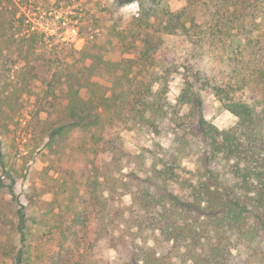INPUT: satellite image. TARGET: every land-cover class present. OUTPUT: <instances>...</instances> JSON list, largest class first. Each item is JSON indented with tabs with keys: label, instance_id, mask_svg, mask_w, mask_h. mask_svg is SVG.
Listing matches in <instances>:
<instances>
[{
	"label": "rangeland",
	"instance_id": "rangeland-1",
	"mask_svg": "<svg viewBox=\"0 0 264 264\" xmlns=\"http://www.w3.org/2000/svg\"><path fill=\"white\" fill-rule=\"evenodd\" d=\"M150 1L0 0V29H3L0 30V50L4 60L22 65L18 64L17 53L13 52L17 44L14 42L10 49L2 45V35L12 34L18 39L35 31L44 35L48 43L40 54L28 52L25 56L31 64L35 60L34 64L40 69L38 74L42 79L46 76V81L31 82L26 89L29 94L24 91L12 96L18 101H14L12 108H6L5 114L13 119L0 121L9 129L4 134L0 131V161L5 163L4 167L0 165V185L3 183L0 208L8 215L21 210L37 222L51 213L62 225L58 223L61 228L53 230L52 240L47 241L45 235L48 234L43 228H32L25 235L30 247L43 248L42 264L122 263L128 260L132 244L145 245L148 250L165 254L168 260L178 264L180 252L171 243L157 240L160 239L157 232L138 230L136 221L141 219L142 211L138 210L137 199L153 191L150 180L154 167H173L182 177L196 170L198 154H195L194 142L199 115L220 132L236 122L209 90L197 91L196 96L202 102L198 111L191 109V103L178 104L186 78L193 82V73L199 72L214 81L234 85L230 95L247 102L254 112L260 110L259 96L252 86L246 87L248 81L244 79L253 77L254 59L264 60V0H161L159 8L185 11L188 30L167 34L152 18L148 20L151 25L148 30L163 35L162 39L167 42L162 48L165 58L184 62L189 70L179 67L177 73L168 75V115L159 122L158 132L138 126L117 130L109 120L103 130L73 128L49 140L45 126L56 127L66 91L59 77L50 81V75L55 71L59 76L68 70L65 67L79 70L83 59L88 64L93 61L92 80L108 92L112 88L119 91L118 84L114 87L115 74L107 71L102 61L115 63L134 57L135 53H125L123 49H133L130 31L145 26L143 20L138 23L137 18L144 10L141 7L148 8ZM3 20H10L12 27ZM18 25L20 28L15 30ZM120 32L128 36L123 46L119 41ZM228 32L229 39H225L223 45L221 40ZM19 45L29 47L26 42ZM135 45L137 49L142 47L137 42ZM244 48L247 53L241 58L242 63L234 65L231 61L241 57L239 53ZM84 49L82 57L78 51ZM250 53L254 54L249 56ZM147 63L149 65V61ZM155 71L160 72L159 69ZM5 78H0V96L3 91L12 93L15 89L12 84H6L8 79ZM192 89L195 91V87ZM94 92L99 94L100 90ZM80 95L85 98L89 94L82 88ZM92 137L108 138L110 142L97 145ZM182 137L187 141L184 147L180 144ZM227 165L221 162L219 171ZM11 175L13 181L8 179ZM80 175L83 176L81 182ZM169 185L177 193L181 191L177 183ZM11 186L17 200L10 195L8 188ZM33 192L34 200L29 202L28 196ZM92 194L100 195L109 203L106 206L109 219H93L90 213L95 204L89 200ZM156 208L149 210L151 215ZM65 225L72 228L73 235L62 237ZM38 234L43 239H37ZM239 243L241 245L230 250L229 264H259L264 252V233L258 239H241ZM19 246L17 234L0 227V264H12L11 251Z\"/></svg>",
	"mask_w": 264,
	"mask_h": 264
},
{
	"label": "trees",
	"instance_id": "trees-1",
	"mask_svg": "<svg viewBox=\"0 0 264 264\" xmlns=\"http://www.w3.org/2000/svg\"><path fill=\"white\" fill-rule=\"evenodd\" d=\"M150 2L148 8L141 7L144 10L137 18V22L143 20L145 26L141 30L137 28L135 31H130L133 49L122 48L125 53H135L134 57L115 63L102 61L107 71L115 74L114 87L118 84L119 91L112 88L109 93L102 85L92 80L93 61L88 64L87 60L83 59L79 70L72 71L70 67H65L68 70L63 71L59 76L55 71L50 75V81L59 77L58 80L60 79L59 82L64 85L66 91L62 98L63 109L55 121L56 127L52 128V125L49 127V124L45 126L49 140L73 128L103 130L109 120L111 124L114 122L117 130H131L138 126L154 133L158 132L159 122L168 115L167 77L169 74L177 73L179 67H184L186 70H189V67L184 62L179 63L162 55V48L167 42L162 39L163 35L155 33L156 30H148V27H151L148 20L152 18L157 21L162 26L161 31L167 34L185 32L188 29L185 25V11L172 12L168 8H159L161 0H152V4ZM9 21L3 20L11 26ZM20 26L18 25L15 30ZM228 34L229 32L221 40L223 45L225 39H229ZM118 35L123 46L128 36L125 32H120ZM43 36L35 31H30L27 35L23 34L18 39L12 34L2 35L4 39L3 42L1 41L2 45H8L10 49L14 42L17 44L13 52L17 53L18 64L22 65L8 63L0 50V78L6 77L5 79H8L6 84L10 83L15 87L12 93L3 91V95L0 96V121L4 118L13 119V116L7 117L5 114L6 108H12L14 101H18L12 96H19L24 91L25 93L29 91L26 89L31 82L46 81L44 80L46 76L42 79L38 74L40 69L39 65L34 64L35 60L31 64L27 58L25 59L28 52L40 54L41 49L46 48L48 43ZM24 42L28 43L29 47L22 48L19 45ZM136 42L142 46L141 49L135 47ZM84 51L85 49L78 51L82 57L85 55ZM245 53H247L246 48L239 53L241 57H235L231 62L234 65L241 64V58ZM253 54L250 53L249 56ZM257 56L259 55L256 54ZM254 61L253 77L250 78L251 80L244 79V82L248 81L246 87L252 86L259 96L258 112H254L247 102L236 100L230 95L234 85L214 81L199 72L193 73V82H189L186 78L183 90L177 99L178 104L191 103V106L193 105L191 109L198 111L202 102L196 96L197 91L209 90L220 105L236 118V122L231 128L220 132L199 115L194 142L195 154H198L196 170L182 177L173 167H154L150 180L153 181V191L149 190L137 199L138 210L142 211L141 219L136 221L138 230L141 233L143 229L157 232L160 237L157 240L165 244L171 243V246L180 252L178 264H229L230 250L234 246L241 245L239 243L241 239L255 240L264 233V60L254 59ZM155 69H159L160 72L157 73ZM82 88H85L89 94L85 98L80 95ZM95 89H99L100 93H95ZM29 93L30 91L27 92ZM189 130L192 131V127H189ZM0 131H4L2 134L9 132L5 122H0ZM92 138L97 145L100 142L103 145L110 142L108 138L106 140L102 137ZM180 142L182 147L187 145L183 137L180 138ZM221 162L228 164L223 171H219L222 168L218 166ZM0 165L4 167L5 163L0 161ZM81 177L83 176L78 177L79 182ZM11 178L12 175L8 179L13 181ZM171 182L177 183L182 193L171 189L169 185ZM1 186L3 187V183ZM8 190L13 200H17L12 186ZM33 194L35 192L28 196L29 202L34 200ZM102 199L98 194L89 197V200L95 204L93 213H90L94 220L110 218L106 207L109 203ZM156 206L157 211L151 215L149 210ZM8 214L0 208V227L17 234L19 238L20 246L11 251L12 264H42L43 248L30 247L26 244L25 235L32 228L34 230L43 228L48 234L45 235L47 241L52 240L55 234L53 230L61 228L58 225L60 222L55 221L56 218L51 213H47L48 217L38 222L35 219L32 221L30 218L33 216L28 217L21 210L16 214ZM71 230V227L65 225V229L62 228L61 231L62 237L66 234L73 235ZM36 237L43 239L39 234ZM258 263L264 264V252ZM114 264L175 263L168 260L165 254L159 255L148 250L145 245L132 244L128 260Z\"/></svg>",
	"mask_w": 264,
	"mask_h": 264
}]
</instances>
